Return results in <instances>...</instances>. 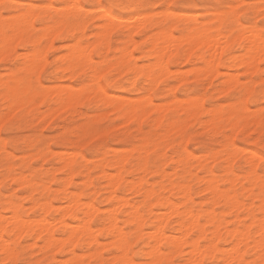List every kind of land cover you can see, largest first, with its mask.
<instances>
[{
	"label": "rangeland",
	"instance_id": "rangeland-1",
	"mask_svg": "<svg viewBox=\"0 0 264 264\" xmlns=\"http://www.w3.org/2000/svg\"><path fill=\"white\" fill-rule=\"evenodd\" d=\"M8 2L16 7L7 11L0 10V21H2L0 22V35L2 34L4 36V34L7 35L9 33L7 38L6 36H0V42L1 39H3L0 43V216L2 226L4 224V228L9 232L8 235L4 234V239H7V249L2 252V248H0V264H127V261H122L125 255L122 254L121 256V251L114 247L112 242L114 238L107 235L106 228H108V226L106 225H109V214H115L118 226H120L125 233L124 236L126 237L125 240L128 245L126 255L128 254L127 258H131L133 264H186L187 256L189 257L187 253L189 251V246L187 244H180L177 246L178 248H173L169 245L166 246L163 242L160 245L161 250L158 252L160 254L158 258L149 257V255H147V249L150 250L151 246L153 247L155 245L154 241L150 239V233L148 232H151V230L153 232L155 230L154 227L156 225L154 224L158 223L157 219L163 214L161 212H168L163 222V228L166 233L170 235L175 234L174 236H177V234L179 235L180 216L174 213L171 214L168 210L166 211L163 204L166 203L167 199L172 202L174 201L180 212L187 208L191 211L193 210L194 213L197 212L200 214L213 210L216 218L220 221L218 227L220 239L216 241V243L219 248L224 249V254L227 253L226 251H230L229 246H231L230 237H227L226 226L229 228L236 225L240 228H249V236L258 238L257 234H254L255 223L249 227H244L243 224L246 223L248 226L251 223L250 214L255 215L257 219L263 216V212L260 211L258 203L264 204V201H261L264 199V165L261 164V161L264 160V57L259 56V59L257 58V60H255V64L253 63V65H251L253 59L249 60L245 56L246 51L244 45L247 44L245 40L247 37L245 38L244 36L246 34L248 36H253L255 39L264 38V0H8ZM71 3L73 5H70ZM111 3L143 5V7H132L126 10L108 12L109 16L106 15L108 16L106 18H104L105 16L102 14L103 17L99 18V14L97 13L103 12L104 14L107 11L103 8L97 9V7H92V5H108ZM46 4L48 5L46 6ZM66 4H68V8L70 6V9H63ZM83 5H88V7L84 9V7H81ZM177 6L180 8L179 11L171 10ZM27 10L31 16L29 14V16L24 14ZM238 10H241L240 13H238ZM63 12L64 15H62ZM143 13L146 15L141 16ZM14 16L17 17H15V21L12 20ZM18 16H20L21 19L22 16L24 18L27 16V20L29 19L31 24L29 21H26L27 25L25 26L22 24L24 20H20ZM115 16H119L122 21L128 20L130 16L128 20L129 26L125 27L127 21L121 22V20ZM193 16L197 19L195 20ZM109 17L111 18L109 21L115 26L111 25L113 28H111V30H106V27L110 25L108 24L109 26H105V28L102 27V25L110 23L108 21ZM113 18L115 21H112ZM16 19H19L20 24L19 21L16 23ZM116 19L120 21L118 22ZM135 19L144 21H139L140 24L143 23L141 26L139 25L140 27L138 26L139 22L136 21L138 22V29H135L137 26L133 23ZM145 20L149 21L147 22ZM6 21H10V24H7ZM73 21L75 24H79V31L72 37L70 36V23L74 24ZM63 22L65 24H63ZM120 22L125 24H120ZM129 22H131L130 24L133 23L135 27L133 28L134 25L130 26ZM11 23L12 26H10ZM28 23L30 25H28ZM53 23L54 25L56 23L57 26L55 25L53 27ZM61 23L62 26L60 25ZM16 24L18 25L15 26ZM49 24L50 27H52L51 30L56 27L60 28V30L56 29L55 31L57 32H52L49 30L50 28H47ZM193 24H195V27ZM19 25H24L25 29L23 27L19 28ZM215 25H219V27L217 28ZM44 27H46L47 30ZM81 27L83 30L80 29ZM17 28L19 31H17ZM164 28L165 30H163ZM198 28L204 31L205 34L202 32V35H209V38L212 37L213 34L214 37L217 35L222 38L221 40L226 37V41L223 40L224 42L221 41L219 37H215L216 39L214 37L212 38L213 42L214 39L215 41L220 40L218 42L219 44L216 42V46H219V49L221 47L223 49L221 48V51L218 49L219 57L218 59L216 58V61L218 60L217 63L216 61H214L215 64L213 61L210 62V65L206 67L207 70L206 68H201L202 65L203 67L207 65L205 58H207L208 52L206 51V47H204V43H199L202 41V37L199 35L200 33L197 34L201 32ZM14 29L17 31L15 32L16 34L13 32L15 31ZM132 29L133 33L131 32ZM167 29L171 30L170 32L173 34L170 35ZM241 29L244 31L248 29L255 30L254 33H257L256 30H258L260 34L257 33V35H255L257 37H254V34H250L252 31H249L250 35L245 31L244 36L242 32H240V34H242H239V36L237 33H239ZM96 30H100L101 32L104 31L103 35L101 33L99 34V31L96 33L97 35L94 36ZM49 31L50 34H48ZM80 31H82V33ZM164 31H168L167 33L169 35L166 33V36ZM18 32H20V34ZM51 32L53 33L52 35ZM157 32L159 33L157 34ZM223 32L226 34L225 36L223 35L224 37H221L220 34ZM13 33L14 36H12ZM210 33H212L211 36ZM17 34L19 36H17ZM156 34L157 36H155ZM160 34L166 37L162 35L161 37ZM188 34H192V36ZM46 35H48V37ZM158 35L161 38H159ZM184 35L187 40L182 38ZM238 36L240 38H237ZM167 37L171 38L172 43V40H174L173 46L169 45V42L166 40ZM190 37L199 39V41L196 39L199 43V47H193V43L196 44V41L193 39L194 42H191L192 40L190 41V39L192 38ZM74 38L76 39L75 42L77 41L79 43L73 42ZM130 38L132 40H130ZM162 38H166V41ZM8 39L9 41H7ZM15 39L17 40L16 42ZM46 40L50 42L46 44ZM148 40L153 41V44L157 43V46L153 45V48L149 45L150 42ZM156 40L159 42H156ZM10 42L15 43L10 44ZM67 42H70V44ZM90 42L93 43V45H88ZM165 42L168 44H166L168 50L171 51L175 49L172 50V54L166 51ZM86 43H88L87 46L90 47L88 48L89 52H85L87 47L85 46V48L84 45ZM161 43L163 44L161 45ZM191 43L192 46H190ZM4 44H8L9 46H6L10 48L8 49ZM81 44H83L85 49H83L82 46L79 48L82 47L81 49L84 50L83 52H85V54L87 53L90 58L85 57L86 60H84V54H82L83 59L80 58L81 54H78V58L83 60L82 64L79 63L78 66L74 68L73 72H69L66 69H63V71L62 68L71 63L70 59L67 58V54L70 52L69 54L71 55L72 49ZM150 44L152 45V42ZM158 45L159 48L161 47L162 49L163 46L166 49L165 51L163 50L164 53H168L167 55L165 54L166 56H163V58L166 57L164 59V61L166 60L165 62L161 59L165 63H163V66H160L162 64V62L160 63L159 61L160 58L157 62L155 50H160ZM2 46H4V48ZM41 46L43 48H41ZM66 47H72L71 51L68 49L69 52L66 53ZM149 47H152L154 50ZM169 47L172 48L170 49ZM120 48L126 51L127 54L129 50L131 51L132 56L129 52L130 59H127V62L125 61V57L128 55L126 52L123 53ZM36 49H38L39 52ZM148 49L150 50L148 51ZM1 50H3V55H1ZM31 50L37 51V54H35L36 56L42 53L41 56L43 58H41H45L44 61L41 58L39 60L40 55H38L39 57L37 56V58L33 56V53V55L27 54L30 53ZM189 50H191V52H187ZM121 51L123 53H121L122 55L119 54ZM163 52L160 50L159 53ZM64 53L67 57L60 62L59 60L62 58L57 59V57L63 56ZM233 53L235 54V58L241 56V54L242 56L245 54L243 57H246L245 60L248 59L247 62L250 61L249 64L240 61L243 60L242 56L240 59L238 57L237 59H232L231 56ZM26 54L28 55V59L32 58L33 63L26 59ZM236 54L238 55L236 56ZM30 55L35 57V59ZM120 56L121 59H123L122 61L126 63L120 60ZM78 58L76 56V59ZM38 61H43V65H41L42 63L40 64V69L39 64H37ZM152 61H155L154 65L158 63L162 71L158 70V66L152 67ZM237 61H240V65ZM145 62L147 64L149 63L148 66L150 69L148 66L145 67L147 65ZM150 62H152V65ZM29 63L32 64L30 65ZM138 63H141L139 67ZM142 64H145L144 67ZM235 64L236 66H234ZM245 66H247V68ZM161 67H165V71ZM198 67H200V70ZM208 67H210V69ZM36 69H38V71ZM92 69L97 71L98 73H96L98 75L100 74L99 76L97 75L98 82L94 79L96 73ZM215 69L216 73H214ZM100 70L102 71L100 72ZM91 72L95 74L91 75ZM157 73L159 78L156 76ZM150 74H153V76H151L154 78V82ZM133 75L137 76L133 77ZM160 75L165 76L162 77ZM180 75H183V77L181 78ZM230 75H233V77L229 80L228 77L230 78ZM131 78L133 80L135 78V80L133 81ZM92 80L93 83H99L102 93L103 90L105 92L103 93L105 95L101 99H98L99 96H96L97 94H101V92L96 90V92H91L94 89L100 88L96 86L98 84L95 83L93 87H96L94 89L92 87V90L88 88L92 86ZM151 81L153 83H150ZM223 81H226L225 84ZM232 81L236 83L231 84ZM226 83H228V87H226ZM9 86H11L10 91L8 89ZM63 86L67 87L63 88ZM69 86H72V88H77L78 86L79 93L74 92V94L77 93L76 95H78L76 96V100L73 102L75 98L73 100L68 99V101L72 100L70 103L71 106H65L61 103L65 102L68 104V102L67 99L63 97L64 91L62 92V89L69 90ZM57 87L61 88V93L58 91ZM80 87L82 90H80ZM172 89L174 90L173 92ZM50 90H52V92ZM66 90L65 92H69ZM73 91L71 93H73ZM88 93L91 95H88ZM106 93H109L111 97L106 95ZM84 94H87L88 97L86 95L81 97ZM61 95L62 97H58ZM104 97H109V100L111 98L112 102L110 100L108 103L103 104V100L104 103L106 102V98L104 99ZM132 97L138 102L134 101L135 99L132 100ZM139 97H142V100ZM63 98L66 101H64ZM146 98L150 100L148 101ZM188 98L191 100L185 103V100ZM194 98L195 100L197 99L196 103L193 101ZM119 99L123 103L118 102L120 101ZM127 99L132 103L130 104ZM182 99H184V102ZM146 100L148 102H146ZM18 101L20 103H18ZM190 101H192V103L189 104ZM6 102H10V104H8L10 107ZM198 102L200 103L198 104ZM132 106L136 107V113L134 116L132 113H129L127 116V111L129 110L127 107L130 108ZM245 106L248 107L246 108L247 110H244ZM111 107H113L112 111L110 110ZM212 107H214V109ZM211 110L215 111L212 113ZM55 111L57 112L55 113ZM128 112H130V110ZM124 115H126V117H124ZM123 118H125V121ZM207 120L208 122H206ZM235 121L237 122L236 126L232 124ZM238 125L239 128L237 129ZM235 127L237 130H234ZM250 150L253 152L250 153ZM64 151L67 152L65 153ZM70 152L72 156H70ZM67 153L70 154V157L74 158L71 159ZM64 154L67 155L71 161L69 158L65 159L67 157H65ZM257 154L258 156L260 155V158L256 157ZM124 155L126 156L124 157ZM250 158H253V160ZM62 159L65 161L69 160L70 163L65 162L63 164L64 160ZM255 163L257 164L255 165ZM117 166L119 170H117ZM113 174H116L117 177H114ZM256 175L258 176V180L254 182L253 176L255 177ZM106 176L111 178H106ZM69 177L71 178L70 180L68 179ZM208 177L213 179V181L211 179L214 183L213 185H218L216 190L211 191L213 193L208 189L205 190L208 184V179L206 180V178ZM115 178L116 181L114 182ZM66 179H68V182ZM232 179L235 181L233 180V182ZM178 182H182L181 186ZM136 183L139 184L137 185ZM110 185L111 187L113 186V188H111ZM203 187L205 189H203ZM182 189L183 191L180 192ZM247 191L249 192L247 193ZM214 192L217 195L216 197H214ZM225 193L229 194L231 197V200H229L231 202L236 199L239 202L241 201L243 206L240 202L237 207H232L229 201L224 198ZM188 194L189 196L186 198ZM43 198L45 200H43ZM72 198L74 200L77 199V204L72 207V210L78 213L79 219L72 218L70 212H68L69 209H66L68 208L66 206H69L68 204H72L69 203ZM83 201H87V205L88 202H91L94 209H97L92 213L93 215H90L91 217L89 216V221H87L90 228L94 229L93 233L97 241L95 245L94 243L88 244L86 240L89 239L83 234H80L75 240H70V238L66 239L69 237V235H67L69 234L68 229H65L62 224L58 222L61 217H64L63 219L70 224H82V218L83 221L84 219L86 220V217L84 218L83 214L80 213L81 207H83L81 206ZM116 201L120 204H117ZM42 205L45 206V209L47 207L49 209L47 208L48 210L46 209V211L45 209L43 210ZM130 205H135L142 214V218L144 217L142 219V221L144 220L142 223V229L144 231L142 233L136 229L135 224L130 222L126 216ZM63 207H66L65 210L67 211H65ZM115 207L117 208L114 209ZM113 210H116V213ZM9 212H11V216L16 214L18 217L20 216L23 218L24 222L29 218V221L26 223L32 220L31 224L26 226L27 224L25 223V225H23L24 227H22L21 222L23 221H19V227V225H14L15 218L10 216L12 218L10 219L11 221L14 219V222L12 221L11 224V221L7 218ZM237 216L240 218L239 220L238 218L236 219ZM37 217L39 219L42 218L40 220L46 217V220L49 219L53 222L55 219H58L53 223L55 226L53 225L52 231L54 238L59 239L56 241H59V244L55 243L56 246L53 248L52 246L55 244H46V241L44 242L45 239L42 236H38V234L36 237L35 233H37V230L34 229L37 228L34 225L41 222L40 220V222L36 220L38 219ZM201 217L200 222L202 224L205 223V234L201 237L198 231H191L188 234V241L197 239L201 248L205 249V246L211 242L210 231L212 225L209 223L206 224L205 217ZM3 219L8 223L6 221L3 223ZM49 220L48 222H50ZM34 222L38 223L34 224ZM49 225H51V223H49ZM25 227L27 228L23 229ZM17 228H19L21 233ZM14 231L18 233V236L14 235ZM11 233L13 235H11ZM62 237L66 240L63 238L64 241H60ZM252 238L248 240L249 246L246 245L245 247L244 244L240 246L244 253L242 260L238 259L234 254V256L232 254L229 255V252L227 255L225 254L226 256L224 255L225 257L223 256L224 258L221 256L216 257V254L205 249L201 257V264H243V262L244 264H264L262 252H255L252 248ZM4 239L3 242L5 241ZM68 240L74 242L73 246ZM99 241L101 242L98 243ZM3 242H0V244H3ZM3 245H5V242ZM10 246L12 249H10ZM68 247L71 248L67 249ZM9 254L11 255L9 256ZM117 255L118 257H116ZM5 256H7V258ZM4 257L6 258L5 260H3ZM222 261L225 262L223 263ZM132 262L130 264H132Z\"/></svg>",
	"mask_w": 264,
	"mask_h": 264
},
{
	"label": "bare ground",
	"instance_id": "bare-ground-1",
	"mask_svg": "<svg viewBox=\"0 0 264 264\" xmlns=\"http://www.w3.org/2000/svg\"><path fill=\"white\" fill-rule=\"evenodd\" d=\"M72 1H73V0H72ZM164 1H165V0H164ZM166 1H167V0H166ZM75 2H76V1H75ZM69 3H70V2H69ZM72 3H73V2H72ZM72 3H71L70 5H73V4H74V3H73V4H72ZM235 3H236V2H235ZM237 3H238V2H237ZM33 5H34V4H33ZM39 5H40V4H39ZM42 5H43V4H42ZM47 5H48V4H46V6H47ZM49 5H50V3H49ZM67 5H68V4H66V6H64V8H63L64 10H65V8H66V10L70 9V6H69V8H68ZM76 5H77V4H76ZM50 6H51V5H50ZM52 6H53V5H52ZM54 6H55V5H54ZM56 6H57V5H56ZM77 6H78V5H77ZM73 7H74V6H73ZM73 7H72V8H73ZM79 7H80V6H79ZM229 7H230V6H229ZM259 7H261V6H259ZM49 8H50V7H49ZM51 8H52V7H51ZM58 8H59V6H58ZM58 8H57V9H58ZM67 8H68V9H67ZM72 8H71V9H72ZM76 8H77V7H76ZM53 9H55V8H53ZM74 9H75V8H74ZM84 9H85V8H84ZM97 9H99V8H97ZM72 10H73V9H72ZM20 11H21V10H20ZM62 11H63V10H62ZM238 11H239V10H238ZM238 11H237V12H238ZM240 11H241V10H240ZM240 11H239L238 13H240ZM23 12H24V11H23ZM64 12H66V11H64ZM64 12H63L62 15H64ZM76 12H77V11H76ZM169 12H170V11H169ZM234 12H235V11H234ZM31 13H32V12H31ZM174 13H175V12H174ZM176 13H177V12H176ZM9 14H10V13H9ZM14 14H15V13H14ZM21 14H22V13H21ZM24 14H25V15H28V14L30 15V13H28V10H27V12L24 13ZM24 14H23V15H24ZM33 14H34V11H33ZM33 14H32V17H33ZM97 14H99V16H98L99 18H100V17L102 18V17H103L102 15L105 16L104 18H106V17L109 16V13H108V12H106V13H104V14H103V12H99V13H97ZM101 14H102V15H101ZM149 14H150V13H149ZM166 14H167V9H166ZM185 14H186V13H185ZM25 15H24V16H25ZM29 15H28V16H29ZM100 15H101V16H100ZM106 15H108V16H106ZM143 15H146V14L143 13L141 16H143ZM147 15H148V14H147ZM156 15H157V14H156ZM171 15H172V14H171ZM182 15H184V14H182ZM182 15H181V16H182ZM194 15H195V14H194ZM217 15H218V14H217ZM20 16H21V15H20ZM20 16H18V17H20ZM30 16H31V15H30ZM45 16H46V15H45ZM136 16H137V15H136ZM136 16H135V18H136ZM164 16H165V15H164ZM176 16H177V15H176ZM189 16H190V15H189ZM1 17H3V16H1ZM15 17H16V16L12 17V18H14V19H12V18H11V19L15 21ZM61 17H62V16H61ZM95 17H96V16H95ZM115 17H116V18H119V16H118V17L115 16ZM133 17H134V16H133ZM138 17H139V16H138ZM138 17H137V18H138ZM193 17H194V16H193ZM220 17H221V16H220ZM234 17H235V16H234ZM16 18H17V17H16ZM23 18H24V17L22 16V19H21V17H20L19 19L22 20V21L24 20L22 24H24V25L26 26V25H27V24H26V23H27L26 21H29V19L27 20V16H26V18H24V19H23ZM30 18H31V17H30ZM128 18L130 19V16H129ZM131 18H132V17H131ZM139 18H140V17H139ZM176 18H177V17H176ZM194 18H195V20L197 19L196 17H194ZM19 19H16V20H17L16 23H18ZM25 19H26V20H25ZM110 19H111V18L109 17L108 21H109ZM119 19H120V18H119ZM129 19H128V20H129ZM146 19H147V18H146ZM164 19H165V18H164ZM214 19H215V18H214ZM90 20H91V19H90ZM105 20H106V19H105ZM116 20H117V19H116ZM120 20H121V19H120ZM120 20H117V21L119 22ZM123 20H124V19H123ZM128 20H127V19L124 20L125 22L127 21V25H126L125 27L129 26V25H128ZM133 20H134V19H133ZM140 20H141V19H139V20H138V19H137V20L135 19L134 22H133L132 20H131V21H132L133 23H135L136 26H137V23H138ZM149 20H150V19H149ZM149 20H145V21L148 22ZM185 20H186V19H185ZM217 20H218V19H217ZM61 21H62V20H61ZM61 21H60V22H61ZM81 21H82V20H81ZM81 21H80V22H81ZM102 21H103V20H102ZM112 21H115L114 18L112 19ZM117 21H116V22H117ZM124 21L121 20V22H124ZM136 21H138V22H136ZM141 21L144 22L143 20H141ZM164 21H165V20H164ZM199 21H201V20H199ZM0 22H2V21H0ZM6 22H7V21H6ZM29 22H30V21H29ZM80 22H78V23H80ZM82 22H83V21H82ZM109 22H110V21H109ZM121 22H120V24H125V23H121ZM8 23L10 24V21L7 22V24H8ZM57 23H59V22H57ZM68 23H69V22H68ZM68 23H67V24H68ZM73 23H74V24L70 23V24H71V25H70V26H71V27H70V36H72V37H73V35H74L77 31H79V30H78V25H79V24H78V25L75 24L74 21H73ZM76 23H77V20H76ZM111 23H112V22H110V23H106V24L102 25V27L105 28V26H109V25H110V26H109L110 29H109V27H106V30H111V28H113V27H111V25H113V24H111ZM130 23H131V22H129V24H130ZM133 23L130 24V26H131V25L133 26V25H134ZM19 24H20V21H19ZM30 24H31V22H30ZM30 24L28 23V25H30ZM63 24H65V23L63 22ZM80 24H81V23H80ZM108 24H109V25H108ZM142 24H143V23H142ZM142 24H140V22H139L138 26H139V25L141 26ZM219 24H220V23H219ZM5 25H6V24H5ZM17 25H18V24H16L15 26H17ZM24 25H22V26L19 25L18 27H19V28H22V27H23V28L25 29ZM45 25H46V24H45ZM45 25H44V26H45ZM51 25H52V24H51ZM55 25H56V23H55ZM55 25H54V23H53L52 26L54 27ZM60 25L62 26V23H61ZM60 25H58V26H60ZM82 25H83V23H82ZM82 25H80V26H82ZM10 26H12V23H11ZM20 26H21V27H20ZM31 26H33V25H31ZM56 26H57V25H56ZM63 26H64V25H63ZM80 26H79V27H80ZM83 26H84V25H83ZM83 26H82V27H83ZM113 26H115V25H113ZM118 26H119V25H118ZM138 26L135 27V25H134L133 28L135 27V29H138ZM140 26H139V27H140ZM193 26L195 27V24H193ZM208 26H209V25H208ZM239 26H240V25H239ZM34 27H35V26H34ZM42 27H43V26H42ZM67 27H68V25H67ZM82 27H81L80 29L83 30L84 27H83V28H82ZM100 27H101V26H100ZM102 27H101V29H102ZM204 27H205V26H204ZM206 27H207V26H206ZM215 27L218 28L219 25H218V26L215 25ZM236 27H238V26H236ZM261 27H262V26H261ZM14 28H15V27H14ZM44 28H46V27H44ZM47 28H48V29L50 28L49 30L52 29V27H50V24H49V27L47 26ZM47 28H46V30H47ZM117 28H118V27H117ZM169 28H170V26H169ZM188 28H189V27H188ZM202 28H203V27H202ZM208 28H209V27H208ZM208 28H207V29H208ZM210 28H211V27H210ZM213 28H214V27H213ZM56 29H59V30H60V28H57V27H56L55 29L53 28V30H51V31L55 33V32H57V31H55ZM99 29H100V28H99ZM135 29H134V30H135ZM198 29H199V28H198ZM211 29H212V28H211ZM211 29H210V30H211ZM215 29H216V28H215ZM14 30H15V31H13L14 33L17 32V31H19L18 28H17V31H16V29H14ZM41 30H42V29H41ZM43 30H44V29H43ZM46 30H44V31H46ZM104 30H105V29H104ZM160 30H161V29H160ZM163 30H165V28H164ZM167 30H168V29H167ZM196 30H197V28H196ZM99 31H100V30H99ZM99 31L96 30L94 36L97 35L96 33H98ZM168 31H169V34H170V35L173 34V33L170 32L171 30H168ZM168 31H167V32H168ZM189 31H190V29H189ZM193 31H194V30H193ZM197 31H198V30H197ZM199 31H201V30L199 29ZM245 31H246V30H245ZM245 31H244L243 29H241V30L239 31V33H237V34L239 35L240 32H242L243 34H242V33H241V34L244 36V32H245ZM249 31H250V32L252 31V32L250 33ZM254 31H255V30H250V29H248L246 32H248L247 34H249V33H250L251 35L254 34V37H257V36H255V35H257V33L260 34V32H258V30H256L257 33L255 32V33H256V34H255ZM9 32H10V31H9ZM52 32H51V35L53 34ZM80 32L82 33V31H80ZM92 32H93V31H92ZM131 32L133 33V29L131 30ZM131 32H130V34H131ZM159 32H160V31H159ZM159 32H157V34H158ZM161 32H162V31H161ZM164 32H165V33H164ZM164 32H163V33L166 35L167 32H166V31H164ZM202 32L204 33V31H201V32H198V33H197V34L200 33L199 35H201V37H202V41L199 42V43H202V44L204 43V47H206V51L208 52V54H207V58H205V59H206V63H207V65H206L205 67H203V65H202V66L200 65V66H201V68H206L208 65H210V64H209L210 62L213 61V63L215 64L214 61H216V58L218 59V57H219V54H218V53H219V52H218V49H219V48H218V47H219V46H218V47L216 46V42H217V44H219L218 42H219L222 38H220L219 36H217V35L215 34V35H216L215 37H216V38L219 37V39H220L219 41H215L216 38L214 37V34L212 35V33H210V36L212 35V37H210V38H211V39H210V38H209V35H208V36H207V35H202V34H201ZM205 32H206V29H205ZM217 32H218V31H217ZM0 33H1V32H0ZM2 33H3V32H2ZM10 33H11V32H10ZM14 33L12 34V36H14ZM18 33L20 34V32H18ZM22 33H23V32H22ZM41 33H44V32H41ZM65 33H66V32H65ZM67 33H68V32H67ZM100 33L103 35L104 31H102V32L100 31L99 34H100ZM109 33H111V32H109ZM186 33H187V32H186ZM186 33H185V34H186ZM190 33H191V32H190ZM219 33H220V32H219ZM227 33H228V32H227ZM15 34H16V33H15ZM46 34H47V32H46ZM48 34H50V31H49ZM157 34H156L155 36H157ZM169 34L167 33V35H169ZM195 34H196V32H195ZM204 34H205V33H204ZM207 34H208V33H207ZM225 34H226V33H225ZM225 34H224V32H223V33L220 34V36H221V37H222L223 35L225 36ZM241 34H240V35H241ZM250 34H249V35H250ZM261 34H262V33H261ZM1 35H2V34H1ZM1 35H0V36H1ZM34 35H35V34H34ZM51 35H50V36H51ZM68 35H69V34H68ZM87 35H88V34H87ZM161 35H162V34H160V36H161ZM167 35H166V36H167ZM174 35H175V34H174ZM188 35H189V36H192V34H191V35L188 34ZM193 35H194V34H193ZM240 35H239V36H240ZM2 36H3V35H2ZM5 36H6V38H7V36H9V33H8L7 35L4 34L3 37H5ZM17 36H19V35L17 34ZM21 36H22V35H21ZM46 36L48 37V35H46ZM50 36H49V37H50ZM160 36L158 35L159 38H161V37L164 36V35H162L161 37H160ZM166 36H164V37H166ZM178 36H180V35H178ZM194 36H196V35H194ZM224 36H223V37H224ZM234 36H235V35H234ZM239 36H238L237 38H240ZM10 37H11V35H10ZM41 37H42V34H41ZM76 37H77V36H76ZM76 37H75V38H76ZM80 37H81V36H80ZM96 37H97V36H96ZM102 37H103V36H102ZM131 37H132V36H131ZM158 37H157V38H158ZM170 37H171V36H170ZM170 37H169V38H170ZM173 37H175V36H173ZM176 37H177V36H176ZM187 37H188V36H187ZM213 37L215 38V39H214V42H213V40H212ZM244 37H245V38L247 37V38L245 39L247 44L244 45V47H245V51H246V55L243 54V56L245 55L249 60H250V59H251V60L253 59L254 62H253V60H252V64H251V65H253V63L255 64V60H257V58L259 59V56H263V57H264V38H257V39H255V38H253V36H248V35H246V34H245ZM250 37H252V38H250ZM258 37H260V36H258ZM262 37H263V35H262ZM8 38H9V37H8ZM11 38H12V37H11ZM17 38H19V37H17ZM20 38H21V37H20ZM53 38H54V37H53ZM55 38H56V37H55ZM75 38H74V41L72 40L73 42H75V40H76ZM99 38H100V37H99ZM150 38H151V37H150ZM154 38H155V37H154ZM157 38H156V39H157ZM169 38L167 37V39H166V38H162V39H164V41L167 40V42H169V45H170V46H173V45H174V44H173V43H174V40H172V41H173V43H172V42H171V38H170V39H169ZM178 38H180V37H178ZM178 38H177V39H178ZM182 38H185V40H187L186 37H185V35H184ZM190 38H192V37H190ZM225 38H226V37H224V39H223L224 41H226ZM13 39H14V38H13ZM49 39H50V38H49ZM97 39H98V38H97ZM97 39H96V40H97ZM105 39H106V38H105ZM151 39H152V38H151ZM165 39H166V40H165ZM168 39H169V40H168ZM173 39H174V38H173ZM177 39H176V40H177ZM188 39H189V37H188ZM193 39H195V37H193L192 39H190V41L192 40L191 42H194ZM196 39H197V38H196ZM196 39H195V41H196ZM200 39H201V38H200ZM232 39H233V37H232ZM2 40H3V39H1V42H2ZM36 40H37V39H36ZM96 40H94V41H96ZM98 40H99V39H98ZM98 40H97V41H98ZM130 40H132V39L130 38ZM133 40H134V39H133ZM153 40H154V39H153ZM158 40H159V39H158ZM160 40H161V39H160ZM160 40H159V41H160ZM178 40H179V39H178ZM178 40H177V42H178ZM223 40H221V41H223ZM229 40H231V39H229ZM239 40H240V39H239ZM5 41H6V40H5ZM5 41H3V42H5ZM7 41H9V39H8ZM16 41H17V40L15 39V42H16ZM37 41H38V40H37ZM148 41H149V40H148ZM154 41H155V40H154ZM159 41L156 40V42H159ZM161 41H162V40H161ZM164 41H162V42H164ZM181 41H182V40H181ZM197 41H199V39H197ZM197 41H196V44L198 43ZM224 41H223V42H224ZM232 41H233V40H232ZM1 42H0V43H1ZM15 42H10V44L15 43ZM34 42H35V41H34ZM48 42H50V41H48ZM48 42H47V40H46V44H48ZM105 42H106V41H105ZM149 42H150V43L152 42V45H151L150 43H149V45L152 46L153 48H154L153 45H156V46H157V43H156V44H153V41H149ZM170 42H171L172 44H171ZM177 42H176V45L178 46ZM179 42H180V41H179ZM183 42H184V41H183ZM183 42H182V43H183ZM186 42H187V41H186ZM223 42H221V43H223ZM234 42H236V41H234ZM30 43H31V42H30ZM67 43L70 44V42H67ZM75 43H79V42L76 41ZM187 43H188V42H187ZM199 43H198L197 45L193 43V47H194V46L197 47V46L199 45ZM213 43H214V44H213ZM221 43H220V44H221ZM227 43H228V42H227ZM236 43H237V42H236ZM8 44H9V43H8ZM8 44H6V45H8ZM16 44H17V43H16ZM32 44H33V43H32ZM46 44H45V45H46ZM69 44H68V45H69ZM87 44H88V43H86V44L84 45V47H85V46L87 47V48L85 47L86 49L83 47V44L74 47V48L72 49V53H71V55L69 54L70 52H69L68 49H70V51H71V48H72V47H70V48H67V47H66L67 50H68V51L66 50V53L69 52V53L67 54L68 57H67V55H65V53H64V55H65V56L63 55L64 58H63V56L61 55L62 57H61V56H60V57H57V59H58V58H62V59L59 60V61L61 62V60L65 59V58L67 57L68 59H70V62H71V63H70L69 65H67V66H64V67H66V68L63 67L62 70H63V69H64V70L66 69V70H68L69 72H73L74 68L77 67L79 63L82 64V61H83V60H81V59L84 58V60H86L85 57H89V55H87V53L85 54V52H89V51H88V48H90L89 46H87ZM91 44L93 45V43H91V42H90V44H88V45H91ZM108 44H109V43H108ZM108 44H106V45H108ZM162 44H163V43H161V45H162ZM166 44H167V43L165 42L164 45H165V48L167 49ZM189 44H190V42H189ZM225 44H226V43H225ZM237 44H238V43H237ZM6 45L4 44L5 47H7ZM35 45H36V44H35ZM40 45H41V44H40ZM167 45H168V44H167ZM187 45H188V44H187ZM205 45H206V46H205ZM214 45H215V46H214ZM4 46H2V47L4 48ZM8 46H9V45H8ZM12 46H13V45H12ZM70 46H71V45H70ZM80 46H82L83 49H85V52H83L84 50L81 49L82 47L79 48ZM103 46H105V45H103ZM103 46H101V47H103ZM156 46H155V48H156ZM190 46H192V43H191ZM239 46H240V45H239ZM45 47H46V46H45ZM124 47H125V46H124ZM152 47H151V48H152ZM175 47H176V46H175ZM187 47H188V46H187ZM187 47H186V48H187ZM195 47H194V48H195ZM198 47H199V46H198ZM3 48H2V49H3ZM7 48H8V47H7ZM7 48H5V49H7ZM9 48H10V47H9ZM9 48H8V49H9ZM12 48H13V47H12ZM41 48H43V47L41 46ZM122 48H123V47H122ZM125 48H126V47H125ZM149 48H150V47H149ZM151 48H150V49H151ZM153 48H152V49H153ZM158 48H159V45H158ZM158 48H157V49H158ZM165 48L162 46V49H161V47H160L159 49L161 50V52H163V50H164V51L166 50ZM169 48H170V47H169ZM171 48H172V47H171ZM171 48H170V49H171ZM194 48H193V49H194ZM221 48H222V47H221ZM221 48L219 49L220 51H221ZM45 49H46V48H45ZM45 49H44V50H45ZM105 49H106V48H105ZM120 49H121V48H120ZM146 49H147V48H146ZM146 49H143V50H146ZM150 49H148V51H149ZM188 49H191V48H188ZM188 49H187V50H188ZM222 49H223V48H222ZM11 50H12V49H11ZM36 50H37L38 52H39V50L41 51L40 47H39V50H38V49H36ZM36 50H35V51H36ZM121 50H122V49H121ZM125 50H126V49H125ZM153 50H154V49H153ZM160 50H155V53H156V56H157V62H158V60H159V58H160L159 61H160V63L162 62V64H161L160 66H163V63L166 61V60L164 61V59H165L166 57L163 58V56H164L165 54L167 55L168 53H167V52H166V53H164V52H163V53H159ZM172 50H175V49H172ZM172 50L170 51V50L167 49L166 51H168V52L171 53V52H173ZM191 50H192V49H191ZM191 50H189V51H187V52H191ZM1 51H2V54H1V55H3V50H1ZM35 51H34V50H33V51L31 50V52L29 51L30 53H27V54H31V55L34 54L33 56H36L35 54H37V51H36V52H35ZM42 51H43V50H42ZM122 51H123V50H122ZM122 51H121L119 54H121ZM185 51H186V50H185ZM198 51H199V50H198ZM5 52H6V50H5ZM82 52H83V53H82ZM124 52H126V51H123V53H124ZM129 52L131 53L130 50H129ZM129 52H128V54H127V52H126V54H127L128 56L125 54L127 57H129V58L125 57V61H126V62H127V59H128V60L130 59V55H129L130 53H129ZM243 52H244V51H243ZM32 53H33V54H32ZM43 53H44V52H43ZM75 53H76V54H75ZM123 53H122V54H123ZM151 53H153V52H151ZM158 53H159V54H158ZM239 53H240V52H239ZM244 53H245V52H244ZM27 54H26V55H27ZM59 54H60V53H59ZM78 54H81V56H80L81 59L78 58V57H79ZM82 54H84V56H83ZM122 54H121V55H122ZM171 54H172V53H171ZM225 54H226V53H225ZM31 55H30V56H31ZM38 55H40V57H39ZM38 55H37V56L39 57V60H40V58L42 57V56H41L42 53H40V54H38ZM85 55H86V56H85ZM139 55H140V54H139ZM151 55H152V54H151ZM151 55H150V56H151ZM166 55H165V56H166ZM186 55H187V53H186ZM229 55H230V54H229ZM234 55H235V54L233 53L232 56H231L232 59H237V57H238L237 55H238V54H236V56H237L236 58L234 57ZM239 55H240V54H239ZM24 56H25V55H24ZM33 56H31V57H33ZM37 56H36V57H37ZM58 56H59V55H58ZM69 56H70V58H69ZM76 56H77L78 59H76ZM82 56H83V58H82ZM100 56H101V55H100ZM131 56H132V53H131ZM137 56H138V55H137ZM169 56H170V54H169ZM197 56H198V55H197ZM241 56H242V54H241ZM241 56H239L238 58L240 59ZM243 56H242V57H243ZM38 57H37V58H38ZM154 57H155V56H154ZM200 57H201V55H200ZM202 57H203V56H202ZM204 57H205V56H204ZM229 57H230V56H229ZM246 57H243V60H240V61L249 64L250 61L247 62L248 59L245 60ZM33 58L35 59V57H33ZM37 58H36V59H37ZM42 58H43V57H42ZM42 58H41V59H42ZM89 58H90V57H89ZM118 58H119V57H118ZM123 58H124V57H123ZM254 58H255V59H254ZM260 58H261V57H260ZM26 59H28V55H27V58H26ZM29 59H31V60H29ZM29 59H28V61H32V58H29ZM44 59H45V58H44ZM44 59H42V60L44 61ZM79 59H80L81 62L79 61ZM87 59H88V58H87ZM155 59H156V57H155ZM161 59H162L164 62H163ZM239 59H238V60H239ZM91 60H93V59H91ZM94 60H95V59H94ZM117 60H119V59H117ZM120 60H121V61L123 60V59H121V56H120ZM134 60H135V59H134ZM227 60H228V59H227ZM1 61H2V60H1ZM28 61H27V62H28ZM43 61H41V62L38 61V63L36 62L37 64H39V69H40L41 65H43V63H42ZM56 61H57V60H56ZM89 61H90V59H89ZM125 61H122V62H123V63H126ZM217 61H218V60H217ZM217 61H216V63H217ZM240 61H237V63L239 62V65H240ZM67 62H69V61H67ZM67 62H66V63H67ZM115 62H116V61H115ZM117 62H119V61H117ZM152 62H153V63H152ZM152 62H150V64H151V63L153 64V65L151 64L152 67H153V66H154V67L158 66V63H157L156 65H154V62H155V61H152ZM25 63H26V62H25ZM32 63H33V61H32ZM32 63H29V64L31 65ZM41 63H42V64H41ZM123 63H122V64H123ZM145 63H146V62H145ZM169 63H170V62H169ZM204 63H205V61H204ZM237 63H236V64H237ZM37 64H36V65H37ZM40 64H41V65H40ZM64 64H65V63H64ZM116 64H117V63H116ZM116 64H115V65H116ZM122 64H121V65H122ZM134 64H135V63H134ZM139 64H141V63H138V67H139ZM146 64H147V63H146ZM148 64H149V63H148ZM148 64H147L145 67H147ZM164 64H165V63H164ZM236 64H235L234 66H236ZM242 64H243V63H242ZM30 65H29V67H30ZM36 65H35V66H36ZM61 65H62V64H61ZM61 65H60V66H61ZM110 65H112V64H110ZM115 65H114V66H115ZM142 65H143V64H142ZM144 65H145V64H144ZM144 65H143V67H144ZM211 65H212V63H211ZM246 65H247V64H246ZM35 66H32V67H35ZM84 66H85V65H84ZM112 66H113V65H112ZM237 66H238V65H237ZM254 66L258 67L257 65H254ZM254 66H252V67H254ZM32 67H31V68H32ZM36 67H37V66H36ZM61 67H62V66H61ZM61 67H60V68H61ZM106 67H108V66H106ZM106 67H105V69H106ZM119 67H120V66H119ZM148 67H149V66H148ZM165 67H166V66H165ZM165 67H163V68L161 67V68L165 71ZM211 67H212V66H211ZM245 67L247 68V66H245ZM248 67H249V65H248ZM108 68H110V67H108ZM167 68H168V67H167ZM189 68H190V67H189ZM198 68H199V70H200V67H198ZM208 68L210 69V67H208ZM213 68H215V67H213ZM254 68H255V67H254ZM254 68H253V69H254ZM57 69H58V67H57ZM76 69H77V68H76ZM93 69H94V66H93ZM93 69H92V70H93ZM144 69H145V68H144ZM146 69H148V68H146ZM149 69H150V67H149ZM192 69H193V68H192ZM195 69H197V68H195ZM209 69H208V70H209ZM255 69H256V68H255ZM25 70H27V69H25ZM36 70L38 71V69H36ZM53 70H54V68H53ZM55 70H56V68H55ZM62 70H61V72H62ZM64 70H63V71H64ZM134 70H135V69H134ZM140 70H141V69H140ZM140 70H139V71H140ZM158 70H160L159 66H158ZM178 70H179V69H178ZM182 70H183V69H182ZM186 70H187V69H186ZM199 70H198V72H199ZM206 70H207V68H206ZM27 71H28V70H27ZM93 71H95V70H93ZM93 71H92V72H93ZM101 71H102V70H100V72H101ZM104 71H105V70H104ZM123 71H124V70H123ZM131 71H132V70H131ZM152 71H153V70H152ZM156 71H157V70H156ZM160 71H162V70H160ZM187 71H188V70H187ZM187 71H186V72H187ZM189 71H190V70H189ZM211 71H212V70H211ZM236 71H237V70H236ZM35 72H36V71H35ZM92 72H91V75L95 74L97 71H95V73H92ZM186 72H185V74H186ZM219 72H220V70H219ZM222 72H225V71H222ZM237 72H240V71H237ZM97 73H98V72H97ZM97 73H96V77L94 78V79H96L95 81H97V79H98L97 77L100 75V74L98 75ZM158 73H159V71H158ZM158 73H157V75H156L157 77H158ZM165 73H166V72H165ZM187 73H188V72H187ZM194 73H196V72H194ZM207 73H208V71H207ZM214 73H216V69L214 70ZM66 74H67V73H66ZM68 74H69V73H68ZM154 74H155V73H154ZM163 74H164V73H163ZM183 74H184V73H183ZM223 74H224V73H223ZM228 74H229V73H228ZM235 74H236V73H235ZM35 75H36V74H35ZM63 75H64V74H63ZM69 75H70V74H69ZM97 75H98V76H97ZM151 75L153 76V74H150V76H151ZM236 75H238V74H236ZM136 76H137V75H135V76L133 75V77H136ZM145 76H146V75H145ZM152 76H151V77H152ZM160 76L164 77L165 75H160ZM178 76H179V75H178ZM180 76H181V75H180ZM184 76H186V75H184ZM228 76H229V75H228ZM228 76H227V77H228ZM58 77H59V76H58ZM92 77H94V76H92ZM92 77H91V79H92ZM162 77H161V78H162ZM182 77H183V75L181 76V78H182ZM231 77H233V75H232V76L230 75V78L228 77V79L230 80ZM234 77H235V75H234ZM8 78H10V77H8ZM14 78H15V77H14ZM36 78H37V77H36ZM152 78H153V77H152ZM158 78H159V77H158ZM158 78H157V80H158ZM178 78H180V77H178ZM262 78H263V77H262ZM1 79H2V78H1ZM6 79H7V78H6ZM15 79H17V78H15ZM56 79H57V78H56ZM131 79H132V78H131ZM131 79H130V80H131ZM149 79H151V78H149ZM225 79H226V77H225ZM225 79H224V80H225ZM228 79H227V80H228ZM234 79H236V78H234ZM237 79H238V78H237ZM260 79H261V78H260ZM8 80H10V79H8ZM37 80H38V79H37ZM112 80H113V79H112ZM132 80H133V79H132ZM134 80H135V78H134ZM134 80H133V81H134ZM157 80H156V81H157ZM182 80H183V79H182ZM208 80H209V79H208ZM222 80H223V79H222ZM227 80H226V81H227ZM229 80H228V81H229ZM128 81H129V79H128ZM158 81H159V80H158ZM226 81H225V82H226ZM233 81H235V80H233ZM233 81H232L231 84H235V83H236V82H233ZM238 81H239V79H238ZM244 81H245V80H244ZM256 81H257V80H256ZM1 82H2V81H1ZM3 82H4V81H3ZM26 82H27V81H26ZM89 82H90V81H89ZM97 82H98V81H97ZM153 82H154V78H153ZM153 82L151 81L150 83H153ZM223 82H224V81H223ZM225 82H224V84H225ZM254 82H255V81H254ZM27 83H28V82H27ZM95 83H96V82H95ZM95 83H93V80H92V86H91V87H88V88L91 89ZM119 83H120V82H119ZM130 83H131V82H130ZM133 83H134V82H133ZM178 83H179V82H178ZM5 84H6V83H5ZM9 84H12V83H9ZM55 84H56V83H55ZM58 84H60V83H58ZM96 84H98V85H96V86L100 87V88H98L99 90H98V89H94V88L96 87V86H95V87H93L94 90L91 91V92H94L95 90L101 92L102 95H101V94H99V95L97 94V95H96V96H99L98 99H101V98L105 95V94H103V93H105V92H104V90H103V93H102V90L100 91L101 86H99V83H96ZM131 84H132V83H131ZM156 84H157V83H156ZM176 84H177V83H176ZM13 85H14V84H13ZM49 85H50V84H49ZM62 85H63V84H62ZM66 85H67V84H66ZM129 85H130V84H129ZM132 85H133V84H132ZM152 85H154V84H152ZM227 85H228V83H226V87L229 86V85H228V86H227ZM4 86H5V85H4ZM11 86H12V85H11ZM11 86H9V88H8L9 91L11 90V89H10ZM58 86H59V85H58ZM67 86H68V85H67ZM67 86H65V87L63 86V88H66ZM80 86H81V85H80ZM154 86H155V85H154ZM175 86H176V85H175ZM232 86H234V85H232ZM69 87H70V86H69ZM169 87H170V86H169ZM172 87H173V86H172ZM220 87H221V86H220ZM45 88H46V87H45ZM57 88H58V91L60 92V89H61V88H60V87H57ZM57 88H56V89H57ZM74 88H75V87H74ZM74 88H72V86H71V87L69 88V90H66V89L63 90V89H62V92L64 91V92H63V97H64L65 99H67V102H68V104L65 103V102H63V103H65V104L61 103L62 105L69 106L70 103H71V101H72L74 98H75V99L73 100V102L76 100V96H78V95H76L77 93L74 94V92H78V93H79V90H78L79 88H78V86H77V88H75V89H74ZM205 88H206V87H205ZM22 89H23V88H22ZM50 89H51V88H50ZM70 89H73L74 91H73V90H70ZM76 89H77V90H76ZM203 89H204V88H203ZM223 89H224V88H223ZM48 90H49V89H48ZM53 90H54V88H53ZM65 90H66V91H69V92H65ZM80 90H82L81 87H80ZM83 90H84V89H83ZM87 90H88V89H87ZM91 90H92V89H91ZM226 90H227V88H226ZM248 90H249V88H248ZM12 91H13V90H12ZM50 91L52 92V90H50ZM58 91H56V92H58ZM72 91H73V93H71ZM96 91H95V92H96ZM173 91H174V90L172 89V92H173ZM244 91H245V90H244ZM53 92H54V91H53ZM99 92H97V93H99ZM148 92H149V91H148ZM8 93H10V92H8ZM11 93H12V92H11ZM60 93H61V92H60ZM64 93H65V94H64ZM14 94H15V93H14ZM51 94H52V93H51ZM247 94H248V93H247ZM5 95H6V94H5ZM9 95H10V94H9ZM64 95H65L66 97H65ZM85 95L87 96V94H84V95L81 96V97H84ZM88 95H91V94L88 93ZM106 95H109V93H106ZM12 96H13V95H12ZM100 96H101V97H100ZM109 96H110V95H109ZM114 96H115V95H114ZM123 96H124V95H123ZM142 96H144V95H142ZM148 96H149V95H148ZM148 96H147V97H148ZM200 96H202V95H200ZM200 96H199V97H200ZM244 96H245V94H244ZM6 97H8V96H6ZM58 97H62V95H61V96H58ZM87 97H88V96H87ZM94 97H95V96H94ZM110 97H111V96H110ZM145 97H146V96H145ZM149 97H150V96H149ZM64 98H63V99H64ZM105 98H106V100H105L106 102L104 103V100H103V101H102L103 104L108 103V101H110V100H111V102H112V99H111V98H110V100H109V97H104V99H105ZM112 98L114 99L113 96H112ZM130 98H131V97H130ZM139 98H141V100H142V97H139ZM143 98H144V97H143ZM196 98H197V97H196ZM245 98H246V96H245ZM20 99H21V98H20ZM60 99H61V98H60ZM65 99H64V101H66ZM68 99H72V100L68 101ZM92 99H93V98H92ZM95 99H96V98H95ZM117 99H118V98H117ZM117 99H116V100H117ZM133 99H135V98L132 97V100H133ZM137 99H138V98H137ZM146 99L148 100V98H146ZM199 99H200V98H199ZM114 100H115V99H114ZM119 100H120V99H119ZM147 100H146V102H148L150 99H149L148 101H147ZM170 100H171V99H170ZM178 100H179V99H178ZM182 100H183V102H184V99H182ZM188 100H191V99L188 98L187 100H185V103H187L186 101H188ZM196 100H197V99H196ZM196 100H195V98H194L193 101H195V103H196ZM125 101H126V100H125ZM127 101H129L130 104L132 103L129 99H127ZM134 101H137V100L135 99ZM139 101H140V100H139ZM167 101H168V100H167ZM58 102H59V101H58ZM58 102H57V103H58ZM60 102H61V100H60ZM115 102H117V101H115ZM118 102H121V100L118 101ZM129 102H128V103H129ZM137 102H138V101H137ZM165 102H166V101H165ZM165 102H164V103H165ZM168 102H169V101H168ZM18 103H20V102L18 101ZM53 103H54V102H53ZM121 103H123V102H121ZM179 103H180V102H179ZM190 103H192V101H190L189 104H190ZM195 103H193V104H195ZM199 103H200V102H198V104H199ZM224 103H225V102H224ZM6 104H7V105L10 104V102H9V103L6 102ZM6 104H5V105H6ZM72 104H73V103H72ZM116 104H117V103H116ZM135 104H136V103H135ZM135 104H134V105H135ZM141 104H143V103H141ZM193 104H192V105H193ZM198 104H197V105H198ZM62 105H61V106H62ZM108 105H109V104H108ZM132 105H133V104H132ZM8 106H9V105H8ZM18 106H20V105H18ZM70 106H71V105H70ZM114 106H115V105H114ZM120 106H121V105H120ZM138 106H139V104H138ZM163 106H164V105H163ZM163 106H161V107H163ZM170 106H171V105H170ZM195 106H196V105H195ZM202 106H203V105H202ZM9 107H10V106H9ZM12 107H13V106H12ZM12 107H11V108H12ZM15 107H16V106H15ZM52 107H53V106H52ZM116 107H117V105H116ZM116 107H115V108H116ZM140 107H141V106H140ZM241 107H242V106H241ZM63 108H64V107H63ZM112 108H113V107L110 108L111 111H112ZM127 108L130 110V112H128L129 110L127 111V116H128L129 113H132L133 116H134V114L136 113V111H135V110H136V109H135L136 107L132 106V107H130V108H129V107H127ZM154 108H155V107H154ZM157 108H158V107H157ZM157 108H156V109H157ZM198 108H199V105H198ZM212 108L214 109V107H212ZM246 108H248V107L245 106L244 110H245ZM60 109H61V108H60ZM139 109H140V108H139ZM144 109H146V108H144ZM163 109H164V108H163ZM166 109H167V108H166ZM206 109H208V108H206ZM218 109H219V108H218ZM250 109H251V108H250ZM52 110H53V109H52ZM72 110H73V109H72ZM114 110H115V109H114ZM126 110H127V109H126ZM157 110H159V109H157ZM246 110H247V109H246ZM57 111H58V110H57ZM57 111H55V113H56ZM122 111H123V110H122ZM145 111H146V110H145ZM149 111H150V109H149ZM164 111H165V110H164ZM194 111H195V110H194ZM214 111H215V110H211L212 113H213ZM216 111H217V110H216ZM2 112H4V111H2ZM109 112H110V111H109ZM139 112H140V111H139ZM230 112H231V111H230ZM6 113H7V112H6ZM147 113H148V112H147ZM183 113H184V112H183ZM188 113H189V112H188ZM191 113H192V112H191ZM191 113H190V114H191ZM212 113H210V114H212ZM142 114H143V113H142ZM6 115H7V114H6ZM41 115H42V114H41ZM144 115H145V114H144ZM191 115H192V114H191ZM227 115H228V114H227ZM50 116H52V115H50ZM129 116H130V115H129ZM142 116H143V115H142ZM189 116H190V115H189ZM209 116L212 117L211 115H209ZM5 117H6V116H5ZM124 117H126V115H124ZM39 118H40V117H39ZM3 119H4V118H3ZM3 119H1V120H3ZM124 119H125V118H123V120H124ZM47 120H48V119H47ZM47 120H46V121H47ZM216 120H217V119H216ZM36 121H37V120H36ZM124 121H125V120H124ZM127 121H128V120H127ZM212 121H213V120H212ZM233 121H234V120H233ZM138 122H139V121H138ZM206 122H208V120H207ZM254 122H255V121H254ZM204 123H205V122H204ZM236 123H237V122L235 121V122L232 123V124H234V125L236 126ZM44 124H45V123H44ZM4 125H5V124H4ZM230 125H231V124H230ZM252 125H253V124H252ZM55 126H56V125H55ZM238 128H239V125H238L237 129H238ZM235 129H236V127L234 128V130H235ZM237 129H236V130H237ZM249 130H250V129H249ZM235 133H236V132H235ZM235 133H234V134H235ZM69 142H70V141H69ZM230 142H231V140H230ZM184 145H185V143H184ZM183 147H184V146H183ZM242 149H243V148H242ZM110 150H111V149H110ZM121 150H122V149H121ZM139 150H140V149H139ZM145 150H146V149H145ZM53 151H54V150H53ZM242 151H243V150H242ZM250 151H251V150H250ZM61 152H62V151H61ZM64 152H65V151H64ZM66 152H67V151H66ZM66 152H65V153H66ZM112 152H113V151H112ZM146 152H147V151H146ZM190 152H191V151H190ZM228 152H229V151H228ZM252 152H253V151H251L250 153H252ZM144 153H145V152H144ZM67 154H68V153H67ZM70 154H71V152H70ZM70 154H68V156H69ZM187 154H188V153H187ZM255 154H256V153H255ZM20 155H21V154H20ZM64 155H65V154H64ZM251 155H253V154H251ZM70 156H72V154H71ZM70 156H69V157H70ZM73 156H74V152H73ZM125 156H126V155H124V157H125ZM197 156H198V155H197ZM209 156H210V155H209ZM259 156H260V155H259ZM259 156H258V154L256 155V157L260 158ZM62 157H63V156H62ZM65 157H67V155H65ZM65 157H64V158H65ZM69 157H67V158H65V159H68ZM120 157H121V156H120ZM122 157H123V156H122ZM254 157H255V155H254ZM261 157H262V156H261ZM70 158L72 159V158H74V157H70ZM70 158H69V159H70ZM71 159H70V161H71ZM170 159H171V157H170ZM182 159H183V158H182ZM229 159H230V158H229ZM250 159L253 160V158H250ZM62 160H64V159H62ZM207 160H208V159H207ZM70 161H69V160H67V161L64 160L63 164H64L65 162H69V163H70ZM168 161H169V160H168ZM197 161H198V160H197ZM204 161H205V160H204ZM225 161H228V160H225ZM61 162H62V161H61ZM123 162H124V160H123ZM69 163H68V164H69ZM121 163H122V162H121ZM225 163H226V162H225ZM227 163H228V162H227ZM229 163H230V162H229ZM61 164H62V163H61ZM256 164H257V163H255V165H256ZM112 166H113V165H112ZM251 166H252V165H251ZM254 167H256V166H254ZM121 169H122V168H121ZM67 170H68V169H67ZM117 170H119V169H118V166H117ZM172 170H173V169H172ZM105 171H106V170H105ZM109 172H110V171H109ZM70 173H71V172H70ZM70 173H69V174H70ZM221 173H222V172H221ZM256 173H257V172H256ZM21 175H22V174H21ZM109 175H111V174H109ZM113 175H114V174H113ZM117 175H118V173H117ZM117 175L115 174L114 177H117ZM241 175H242V174H241ZM16 176H17V175H16ZM68 176H70V175H68ZM104 176H105V174H104ZM111 176H112V175H111ZM118 177H119V176H118ZM19 178H20V177H19ZM106 178H111V177L106 176ZM120 178H121V177H120ZM209 178H210V179H209ZM253 178H254V182L258 180V176H257V175H256L255 177L253 176ZM263 178H264V177H263ZM68 179L70 180L71 178L69 177ZM68 179H66L67 182H68ZM117 179H118V178H117ZM207 179H208V181H207L208 184L206 183V184H207L206 187H205L206 189H205L204 187H203V189H205V190L208 189V190H210V192L216 190L217 187H218V185H216V184L213 185L214 183L212 182L213 179H212L211 177L206 178V180H207ZM211 179H212V181H211ZM88 180H89V179H88ZM112 180H113V178H112ZM120 180H121V179H120ZM131 180H132V179H131ZM230 180H231V179H230ZM233 180H234V179H232V181H233ZM31 181H32V180H31ZM110 181H111V179H110ZM115 181H116V178H115L114 182H115ZM232 181H231V182H232ZM234 181H235V180H234ZM234 181H233V182H234ZM89 182H90V181H89ZM138 182H139V181H138ZM240 182H241V181H240ZM27 183H28V182H27ZM59 183H60V181H59ZM104 183H105V182H104ZM117 183H118V182H117ZM139 183H140V182H139ZM139 183H138V184H139ZM171 183H172V182H171ZM178 183H180V182H178ZM181 183H182V182H181ZM181 183H180V186H181ZM215 183H216V182H215ZM64 184H66V183H64ZM83 184H84V183H83ZM136 184H137V183H136ZM138 184H137V185H138ZM240 184H241V183H240ZM252 184H253V183H252ZM111 185H112V184H111ZM111 185H110V187H111ZM130 185H131V184H130ZM133 185H134V183H133ZM137 185H136V186H137ZM171 185H172V184H171ZM44 186H45V185H44ZM215 186H216V187H215ZM51 188H52V187H51ZM111 188H113V186H112ZM151 188H152V187H151ZM182 188H183V187H182ZM187 188H188V187H187ZM127 189H128V188H127ZM130 189H131V188H130ZM147 189H148V188H147ZM112 190H114V189H112ZM188 190H189V189H188ZM188 190H184V191H188ZM72 191H73V190H72ZM150 191H151V189H150ZM152 191H153V190H152ZM163 191H164V190H163ZM182 191H183V189L180 190V192H182ZM147 192H149V191H147ZM153 192H154V191H153ZM225 192H226V191H225ZM248 192H249V191H247V193H248ZM75 193H76V191H75ZM183 193H184V192H183ZM211 193H213V192H211ZM227 193H228V192H227ZM227 193H225V195H224L225 197H224V198H225L227 201H229V203H230V205H231L232 207H237L241 201L239 202V201H237L236 199H234L235 201L231 202V201H230V200H231V199H230L231 197H230L229 194H227ZM247 193H246V194H247ZM214 194H215V192H214ZM218 194H219V193H218ZM110 195H112V194H110ZM110 195H109V196H110ZM142 195H143V194H142ZM184 195H185V194H184ZM208 195H209V194H208ZM230 195H232V194H230ZM143 196H144V195H143ZM159 196H160V195H159ZM188 196H189V194L186 196V198H187ZM216 196H217V195L215 194L214 197H216ZM76 197H77V196H76ZM149 197H150V195H149ZM167 197H168V196H167ZM181 197H182V196H181ZM257 197H258V196H257ZM106 198H108V197H106ZM109 198H110V197H109ZM125 198H126V197H125ZM186 198H185V199H186ZM233 198H235V197H233ZM233 198H232V200H233ZM113 199H115V198H113ZM185 199H184V200H185ZM229 199H230V200H229ZM43 200H45V199L43 198ZM76 200H77V199H76ZM76 200H74L73 198H72L71 202L68 200L69 203H72V204H68V203H67L69 206H66V207H68V208H66V207H65V208H66V209H69L68 212H70V215H71L72 218H74V219H79V217H78V213H77V212H73V210H72V209H73L72 207H73L74 205L77 204V201H76ZM109 200H110V199H109ZM115 200H116V199H115ZM239 200H240V199H239ZM241 200H242V199H241ZM80 201H81V200H80ZM80 201H79V202H80ZM118 201H119V200H118ZM212 201H213V200H212ZM242 201H243V200H242ZM261 201L263 202L264 199H262ZM116 202H117V201H116ZM121 202H122V201H121ZM213 202H214V201H213ZM259 202H260V201H259ZM16 203H17V202H16ZM84 203H85V204H84ZM86 203H87V201H85V202L83 201V204H84L85 206H84L83 204H82V205L80 204L81 206H83V207H81L82 209H81V212H80V213L83 214L84 218L86 217V220L84 219V221H83V218H82V220H81V221H82V224L76 222L77 224H79V225H81V226H79V225H77V224L74 225V224H72V223H71V224H72V226H71L70 223L66 222V220L63 219L64 217H63V218L61 217V219L58 217L60 220L55 219L54 222H56V221L58 220V222L61 223L62 226H63L65 229H68L69 234H67V235H69V237L67 236L68 238H66V239H69V238H70V240H72V239L75 240V239H77V238L79 237L80 234H83V235H86V237L89 239V240H86V241H88V242H87L88 244H93V243H94V245H95V242L97 243V241H96V236H95L94 233H93V230H94V229H91V228H90V226L88 225V222H87V221H89V216H90L94 211H96L97 209H94L93 204H92L91 202H88V205H87ZM90 203H91V204H90ZM110 203H111V201H110ZM122 203H123V202H122ZM122 203H121V205H122ZM126 203H127V201H126ZM129 203H131V202H129ZM180 203H182V202H180ZM241 203H242V202H241ZM19 204H20V203H19ZM45 204H46V202H45ZM67 204H66V205H67ZM113 204H114V203H113ZM117 204H120V203L117 202ZM133 204H134V203H133ZM149 204H150V203H149ZM251 204H252V203H251ZM258 204H259V209H260V211L263 212V214H262L263 216H261L262 218L260 217V219H257V217H256L255 215L249 213L250 216H251V219H250V220H251V221H250L251 223H250L248 226L246 225V223L243 224L244 227H245V226H246V227H249V226H251V225H253V224L255 223V231H254L255 233H254V234H257L258 238H255V237L252 238V237L249 236V228H248V229L240 228L239 226H236V225H235L234 227H229V228H228L227 226L225 227V229H226V233H227V237L229 236V237H230V240H231V246H229L230 251H226V252H227V253L229 252V255H231V254H232V255H233V254L236 255V257H237L238 259H240V260H242L243 255H244V253H243V251H242L243 249L240 248V246H241L242 244H244L245 247H246V245H248V240H249L250 238H252L251 241L253 242V243H251V244H253V245H252V248L255 250V252H256V251H260V252H262L263 257H264V204H261V203H258ZM258 204H256V205H258ZM11 205H12V204H11ZM47 205H48V204H47ZM51 205H52V204H51ZM90 205H91V206H90ZM163 205H164V207L166 208V211L168 210L171 214L174 213V214H176L177 216H180V222H179V235L176 233L177 236H174L175 234H174V235H173V234L170 235V234H167V233H166L165 229L163 228V222L165 221V215H166V213H168V212L164 213V212H161V211H160V212L163 213V214H162V216L160 215L161 217H159V218L157 219L158 223H157V224H154V225H156V226L154 227L155 230H154L153 232H152V230H151V232H148V233H150V235L148 234V235L151 237L150 239H152V240L154 241V243H155V245H154L153 247L151 246V249H150V250H149V249H147L148 251L146 250V251H147V255H149V257L158 258V257L160 256V254H159L158 252L161 250V249H160V248H161L160 245H161L163 242L166 244V246L169 245V246H172L173 248H176V247L179 246L180 244H187V245L189 246V251L187 252V253L189 254V257L187 256V259H186V260H187V263H189V264H201V260H202L201 257H202V255L204 254V250H205V249L209 250V251L212 252L213 254H216V257H217V256H218V257H219V256L223 257L225 254L227 255V253H225V254L223 253L224 249L219 248L218 245H217V243H216V241H218V240L220 239V234H219V231H218V227H219V225H220V221L216 218L215 212H214L213 210H212V211L209 210V211H207V212H205V213H203V214H200V213H197L196 211H195L196 213H194L193 210L191 211L190 209L187 208V209H185V210H183V211L180 212L179 209H178V207H177L176 204L174 203V201L172 202V201H170L169 199H167V200H166V203L163 204ZM163 205H162V206H163ZM213 205H214V204H213ZM42 206H43V205H42ZM42 206H41V207H42ZM49 206H50V205H49ZM62 206H63V205H62ZM64 206H65V204H64ZM94 206H95V205H94ZM114 206H115V204H114ZM116 206H117V205H116ZM242 206H243V203H242ZM10 207H11V206H10ZM15 207H16V205H15ZM46 207H47V206H46ZM51 207H52V206H51ZM69 207H71V208H69ZM244 207H245V206H244ZM5 208H6V207H5ZM47 208H48V207H47ZM47 208H46V209H47ZM57 208H58V206H57ZM63 208H64V207H63ZM65 208H64V210H65ZM96 208H97V207H96ZM108 208H109V207H108ZM108 208H106V209H108ZM116 208H117V207H115L114 209H116ZM210 208H211V207H210ZM241 208H242V207H241ZM44 209H45V206H43V210H44ZM46 209H45V211H46ZM48 209H49V208H48ZM48 209H47V210H48ZM53 209H54V208H53ZM79 209H80V208H79ZM102 209H103V208H102ZM102 209H101V210H102ZM229 209H230V208H229ZM247 209H248V207H247ZM9 210H10V209H9ZM12 210H13V209H12ZM111 210H112V208H111ZM149 210H150V209H149ZM7 211H8V210H7ZM59 211H60V210H59ZM65 211H67V210H65ZM65 211H64V213H65ZM79 211H80V210H79ZM79 211H78V212H79ZM109 211H110V210H109ZM113 211L115 212L116 210H113ZM113 211H112V213H113ZM11 212H12V211H11ZM11 212H9V216H8L7 218H8L9 220L12 219V218H15V220L13 219L15 222L12 220V221L14 222V225H17V226H18L19 223H20L21 221H23V222H21V224H22V227H24L23 225H25V223L29 221V220H28L29 218H28L27 220L25 219L26 222H24L23 218H21L20 216L18 217L17 214H16V215H13V214H12L13 216H11V214H10ZM13 212H14V211H13ZM62 212H63V211H62ZM106 212H108V211H106ZM157 212H158V211H157ZM224 212H225V211H224ZM44 213H45V212H44ZM66 213H67V212H66ZM115 213H116V212H115ZM251 213H252V212H251ZM7 214H8V213H7ZM62 214H63V213H62ZM249 214H248V216H249ZM0 215H1V214H0ZM70 215H69V216H70ZM92 215H93V214H92ZM109 215H110V216L108 217V224H109V225H106V226H108V228H106V229H107V235H108L109 237L114 238V240H113L112 242H113V244H114V247L121 251V253H120L121 256H122V254L125 255V256H123V258H122L121 256H119V257L122 258V261H127L126 263H127V264H130V263L132 262V260H131V258H127L128 254L126 255V253H127L126 251H127V249H128V245H127L126 240H125V238H126V237L124 236L125 233L122 231V229L120 228V226H118L117 218L115 217V214H114V215H113V214H109ZM235 215H236V214H235ZM4 216H5V215H4ZM4 216H2V217H4ZM10 216H11L12 218H11ZM42 216H43V214H42ZM60 216H61V215H60ZM63 216H64V215H63ZM126 216H127L128 220H129L130 222H132V223L135 224L136 229H137L140 233H142V232L144 231V230L142 229V223H143V221H144V220L142 221V219H143L144 217L142 218V214L140 213V211L138 210V208H137L135 205H130L129 211L127 212V215H126ZM166 216H167V215H166ZM201 216H204V217H205V222H206V224L209 223L210 225H212V227H211V231H210V232H211V242H210L207 246H205V249H204V248H201V246L199 245L197 239H193V240L188 241V237H189L188 234H189L191 231H194V230H195V231H198V233L201 235V237L205 234V232H206V229L204 228V227H205V223L202 224V223L200 222V217H201ZM242 216H243V215H242ZM242 216H240V217H242ZM246 216H247V215H246ZM258 216H259V215H258ZM9 217H10V218H9ZM87 217H88V218H87ZM90 217H91V216H90ZM17 218H18V219H17ZM19 218H21L22 220L19 219ZM37 218H38V217H37ZM44 218H45V219H44ZM44 218H43V220H40V219H42V218H40V219H39V218L36 219L37 221L40 220L41 222H40V221H39L40 223H38V222H34V224H36V223H38V224H36V225L33 224V225L37 228V229H34V230H37V233H35V234H36V237H37V234H38V236H40V237L42 236V237L45 239L44 242L46 241V244H48V245L55 244V243L59 244V241L56 242V241L59 240V239H57V238L55 239V238H54V234H53V231H52V227H53V225H54V224H53L54 222H53V221H50L49 219L46 220V217H44ZM155 218H156V217H155ZM201 218H202V217H201ZM237 218H238V216L236 217V219H237ZM249 218H250V217H249ZM5 219H6V218H5ZM87 219H88V220H87ZM239 219H240V218H238V220H239ZM3 220H4V219H3ZM48 220H49L50 222H48ZM53 220H54V219H53ZM166 220H167V218H166ZM228 220H229V219H228ZM5 221H6V220H4L3 223H5ZM10 221H11V220H10ZM12 221H11V224H12ZM19 221H20V222H19ZM31 221H32V220H30L29 223H26V224H27L26 226L30 225V224H31ZM81 221H80V222H81ZM85 221H86V222H85ZM225 221H226V220H225ZM6 222H7V221H6ZM127 222H128V221H127ZM248 222H249V221H248ZM248 222H247V223H248ZM1 223H2V222H1V216H0V242L2 243V242H3V239L5 238V237H4V234L8 235L9 232L4 228V224H3V226H2ZM7 223H8V222H7ZM49 223H51V225H49ZM91 224H92V223H91ZM224 224H226V223H224ZM56 225H57V223H56ZM243 225H242V226H243ZM50 226H51V227H50ZM54 226H55V225H54ZM62 226H61V227H62ZM104 226H105V225H104ZM19 227H20V225H19ZM8 228H9V227H8ZM8 228H7V229H8ZM11 228H13V227H11ZM26 228H27V227H25V228H23V229H26ZM96 228H97V227H96ZM99 228H100V227H99ZM104 228H105V227H104ZM230 228H231V229H230ZM14 229H15V227H14ZM17 229L19 230V228H17ZM17 229H16V230H17ZM23 229H22V230H23ZM62 229H63V228H62ZM11 230H12V229H11ZM18 230H17V232H18ZM96 230H97V229H96ZM19 231H20V230H19ZM145 231H146V230H145ZM14 232H15V231H14ZM14 232H13V233H14ZM35 232H36V231H35ZM60 232H61V231H60ZM94 232H95V231H94ZM15 233H16V232H15ZM15 233H14V235H17L19 232L16 233V234H15ZM20 233H21V231H20ZM32 233H33V232H32ZM54 233H55V232H54ZM95 233H96V232H95ZM123 233H124V234H123ZM11 235H13V234L11 233ZM19 235H20V234H19ZM146 235H147V234H146ZM195 235H196V234H195ZM200 235H199V236H200ZM17 236H18V235H17ZM55 237H56V236H55ZM65 237H66V236H65ZM80 237H81V236H80ZM229 237H228V238H229ZM11 238H12V237H11ZM63 238H64V237H62L60 241H64L65 238H64V239H63ZM139 238H140V237H139ZM194 238H195V237H194ZM197 238H199V237H197ZM14 239H15V238H14ZM62 239H63V240H62ZM66 239H65V240H66ZM110 239H111V238H110ZM4 240H5V239H4ZM6 240H7V239H6ZM6 240L4 241L6 246L3 245L4 242H3V244H0V245H1L0 248H2V252H3V250L7 249V247H8V246H7L8 244H7ZM16 240H17V239H16ZM68 241H69V240H68ZM86 241H85V242H86ZM110 241H111V240H110ZM110 241H109V242H110ZM69 242H71V241H69ZM69 242H68V243H69ZM100 242H101V241H99L98 243H100ZM32 243H33V242H32ZM73 243H74V242H71L72 246H73ZM83 243H84V242H83ZM87 243H86V244H87ZM128 243H129V242H128ZM75 244H76V243H75ZM205 244H206V243H205ZM249 244H250V243H249ZM33 245H36V244H33ZM100 245H101V244H100ZM152 245H153V244H152ZM44 246H45V245H44ZM46 246H47V245H46ZM54 246H56V244L53 245L52 248H53ZM57 246H58V245H57ZM72 246H71V247H72ZM248 246H249V245H248ZM71 247H68L67 249H69V248H71ZM245 247H244V248H245ZM41 248H42V247H41ZM52 248H51V249H52ZM98 248H99V247H98ZM177 248H178V247H177ZM8 249H9V248H8ZM10 249H12L11 246H10ZM54 249H56V248H54ZM143 249H144V248H143ZM220 249H221V250H220ZM229 249H228V250H229ZM241 249H242V250H241ZM95 250H96V249H95ZM99 250H100V249H99ZM172 250H173V249H172ZM185 250H186V249H185ZM9 251H10V250H9ZM50 251H51V250H50ZM52 251H53V250H52ZM64 251H65V250H64ZM141 251H143V250H141ZM6 252H7V251H6ZM84 253H85V252H84ZM86 253H88V252H86ZM144 253H145V252H144ZM258 253H259V252H258ZM5 254H6V253H5ZM74 254H75V253H74ZM76 254H77V252H76ZM76 254H75V255H76ZM79 254H80V253H79ZM6 255H7V254H6ZM10 255H11V254H9V256H10ZM81 255H82V254H81ZM147 255H146V256H147ZM226 255H225V256H226ZM229 255H228V256H229ZM234 255H233V256H234ZM12 256H13V255H12ZM225 256H224V257H225ZM233 256H231V257H233ZM5 257L7 258V256H5ZM5 257H4L3 260L6 259ZM116 257H118V255H117ZM125 257H126V259H125ZM130 257H131V255H130ZM224 257H223V258H224ZM231 257H229V258H231ZM256 257H257V256H256ZM263 257H262V258H263ZM10 258H11V257H10ZM85 258H86V257H85ZM87 258H88V257H87ZM68 259H69V258H68ZM71 259H72V258H71ZM73 259H74V258H73ZM114 259H115V258H114ZM62 260H64V259H62ZM215 260H216V259H215ZM232 260H233V259H232ZM232 260H231V261H232ZM73 261H74V260H73ZM73 261H72V262H73ZM151 261H152V260H151ZM225 261H226V260H225ZM225 261H224V262H225ZM245 261H246V260H245ZM61 262H62V261H61ZM84 262H85V261H84ZM222 262H223V261H222ZM222 262H221V263H222ZM224 262H223V263H224ZM73 263H74V262H73ZM134 263H135V262H134ZM185 263H186V262H185ZM187 263H186V264H187ZM228 263H229V262H228ZM132 264H133V262H132ZM136 264H137V263H136ZM183 264H184V263H183ZM225 264H226V263H225ZM241 264H242V263H241ZM243 264H244V262H243Z\"/></svg>",
	"mask_w": 264,
	"mask_h": 264
},
{
	"label": "snow or ice",
	"instance_id": "snow-or-ice-1",
	"mask_svg": "<svg viewBox=\"0 0 264 264\" xmlns=\"http://www.w3.org/2000/svg\"><path fill=\"white\" fill-rule=\"evenodd\" d=\"M16 6L13 4H10L8 0H0V10L7 11L9 9L15 8ZM81 7L87 8L88 5H83ZM92 7H97V8H103L107 12H115L116 10H126L128 8L132 7H143V5H131V4H124V3H111L108 5L105 4H97V5H92ZM163 7V6H160ZM175 11H179L180 8L179 6L171 9ZM261 164L264 165V160L261 161Z\"/></svg>",
	"mask_w": 264,
	"mask_h": 264
}]
</instances>
